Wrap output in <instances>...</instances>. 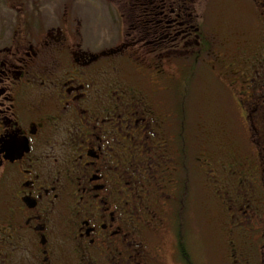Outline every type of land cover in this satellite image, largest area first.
I'll return each mask as SVG.
<instances>
[{
	"label": "flooded vegetation",
	"instance_id": "flooded-vegetation-1",
	"mask_svg": "<svg viewBox=\"0 0 264 264\" xmlns=\"http://www.w3.org/2000/svg\"><path fill=\"white\" fill-rule=\"evenodd\" d=\"M117 2L129 38L98 49L65 0L0 27V264H193L181 223L192 174L220 264H264V0H248L253 39L232 20L205 30L197 0ZM140 49L179 51L190 70L210 51L231 110L186 125L162 109L124 70ZM150 66L155 85L173 79Z\"/></svg>",
	"mask_w": 264,
	"mask_h": 264
},
{
	"label": "rangeland",
	"instance_id": "rangeland-1",
	"mask_svg": "<svg viewBox=\"0 0 264 264\" xmlns=\"http://www.w3.org/2000/svg\"><path fill=\"white\" fill-rule=\"evenodd\" d=\"M36 2L39 9L47 11L51 3L56 5L61 0H36ZM65 2L70 5L69 9L79 16V22L76 25L82 31V43L89 48L98 49L117 43L122 37L129 38V34L123 32L125 30L123 26L127 23L129 26V3L125 7L128 10L125 19L120 15L124 5L122 6L117 0H65ZM116 4L119 5L118 8L115 7ZM33 8H35V0L19 2L18 0H0V27L5 29L12 24L17 12H25ZM61 10L62 6L59 11ZM197 11L200 15L198 21L202 26L204 25L205 30L219 25L221 21L225 23L227 20H232V25L240 29L244 38L253 39L257 16L253 4L248 0L246 4H241L239 0H197ZM72 12L69 11L70 16ZM70 21L73 23L72 18ZM133 21L134 18L131 15L130 22ZM132 52L136 56L138 52L140 56L143 55V58L134 63L125 60L123 63L125 72L132 75L133 81L141 85V88L156 90L155 96L165 111L180 108L186 125L193 117L214 119L222 117V112L224 114L226 109L231 110L232 102L226 103L221 86L213 77L220 68L210 51L204 52L203 56H201L202 53L198 55L195 58L197 60L191 65V70L188 67L191 64L190 57H182V59L180 56H174L173 53L179 51L171 50L157 57L154 53H148V49ZM156 52L160 54L162 50ZM227 56L226 50L225 57ZM151 64L163 68V71L173 79L158 80L156 85L152 83L150 68L154 66H150ZM181 123L183 124L182 120ZM187 129L189 130L188 126ZM187 135L190 137L189 134ZM189 146L185 145L184 153L187 166H190L192 170L198 166L199 162L196 161L198 152L197 149L191 152ZM205 203L196 175L192 174L191 179H188V188L183 199L182 245L185 253L187 251L191 256L193 264H220L216 255L217 234L207 220ZM173 231L171 228L168 239H171ZM168 239L165 241L167 247L172 245ZM168 255L169 253L166 254V261L170 260L173 264L171 256Z\"/></svg>",
	"mask_w": 264,
	"mask_h": 264
}]
</instances>
